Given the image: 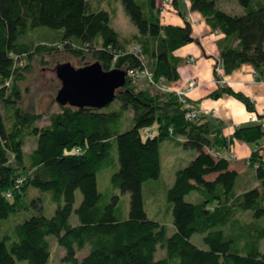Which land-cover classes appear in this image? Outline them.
Wrapping results in <instances>:
<instances>
[{"label": "trees", "instance_id": "1", "mask_svg": "<svg viewBox=\"0 0 264 264\" xmlns=\"http://www.w3.org/2000/svg\"><path fill=\"white\" fill-rule=\"evenodd\" d=\"M188 1L189 8L222 32L216 40L224 73L249 61L264 74V0H237L239 11L221 7L224 0ZM170 2L178 9V0ZM122 4L136 26L142 57L122 44L108 10L87 0H0V219L25 208L28 200L38 209L40 198L31 188L49 192L54 201L49 216L38 210L17 221L11 234L0 235V264L19 258L50 264L51 234L62 249L61 262L70 264H264V112L235 124L229 135L218 119L203 114L187 118L168 81L179 77L181 57L173 50L197 40L189 20L163 21L159 0ZM59 50L83 62L96 59L104 68L142 67L148 60L152 75L147 82L153 89L138 86L125 74L114 91L115 107L58 104L47 112V122L37 125L41 112L20 107L17 81L33 53ZM223 92L254 109L253 100L225 83L210 96ZM27 134L35 135V145L24 156ZM168 139L195 150L187 164L175 169L166 189L175 227L170 234L162 222L146 215L141 193L142 181L159 175V144ZM235 139L256 145L248 166L257 185L241 186L228 159L212 153L223 152ZM112 146L117 166L109 182L129 194L125 215L118 194L102 200L95 184V171L112 162ZM75 189L81 197L73 205ZM190 193L192 198H185ZM72 211L74 222L68 218ZM195 231L203 234L206 247L191 241ZM85 245V254L77 257L75 250ZM158 247L164 248L161 257H155Z\"/></svg>", "mask_w": 264, "mask_h": 264}, {"label": "rangeland", "instance_id": "2", "mask_svg": "<svg viewBox=\"0 0 264 264\" xmlns=\"http://www.w3.org/2000/svg\"><path fill=\"white\" fill-rule=\"evenodd\" d=\"M168 1V0H166ZM171 1V0H169ZM93 7L99 8L103 7L108 10L110 13L109 23L115 28L118 33V37L121 40L122 44L125 45L126 49L131 51V47L138 43L139 40L136 37V26L134 22L131 21L127 12L124 10L122 0H87ZM165 6L169 3L164 4L163 0H159V3ZM220 6L228 11H239L240 6L237 3V0H224L220 2ZM164 8V9H165ZM165 11V10H164ZM146 54L144 55V57ZM191 56V55H190ZM187 57L188 58H190ZM192 57V56H191ZM148 57L143 58V60ZM186 59V60H187ZM20 63L24 64L26 59L24 57H20ZM29 62L28 68L25 69L24 77L19 79L18 86L20 89V98L19 105L21 108H25L32 111L41 112V116L36 119L35 123L37 125L45 124L47 122V112L56 110L57 103L55 102L53 95L58 86V78L55 75V65L58 61L70 60V62L76 66L83 63V60L72 56L71 54H67L62 51H52V52H35L28 59ZM191 58L187 61H190ZM216 61V60H215ZM143 65L147 69L149 73L150 65L149 61H143ZM216 63V62H215ZM146 72V73H148ZM144 73V74H146ZM127 74V73H125ZM142 74V73H140ZM146 76H141L135 79L136 83L140 87H148L151 90L153 87L147 82ZM117 105V101L115 98L111 99L109 103L102 106L104 108H111ZM128 120H125V126H129ZM151 131V129L149 130ZM143 132V131H141ZM35 135L27 134L24 137L23 145H22V153L24 156L26 152L30 150L31 147L35 145ZM160 148V167H159V175L157 177H149L148 179L142 181L141 193L143 198V204L146 211V215L148 217H152L158 220L160 223L162 222L166 227V234H170L174 230V225L172 224V214H170V203L167 199L166 189L171 185L174 178L175 169L187 164L191 157L194 155V149L184 148L181 145H176L171 139L162 140L159 144ZM110 156L111 163L108 166H103L95 171L96 179L95 184L97 186L98 191L102 197V200H107L110 193L118 194L117 204L120 206V211L123 212V215L126 214L128 208V195L127 191L120 192L117 187H113L109 182L110 172L113 171L117 166V161L115 160V150L114 146L110 148ZM236 157V156H235ZM234 159V158H233ZM228 161H232V159H228ZM241 174V173H240ZM209 175V177H211ZM245 176L248 177V173H245ZM249 185L251 183H248ZM29 192H38L39 200V208H35L30 202L27 201V196L25 198V202L27 201V206L25 208H21L17 210L15 213H10L6 215V217L0 219V235L2 234H11L12 226L19 220L28 217L31 213H36L41 211L45 216H49L53 211L54 201L50 197V193L47 191H37L33 188L29 190ZM74 201L73 205H76L80 200V194L77 189L74 190ZM193 196L192 193L185 196V198L191 199ZM30 198V197H29ZM70 222H74L76 220L75 213L72 211L69 214ZM203 234L201 232L195 231L191 234V241L200 245L202 247H206L203 242ZM47 239L50 242V264H70L69 262H61L60 257L63 254L62 249L59 245L54 241L53 234L47 235ZM261 248L264 247V240L261 242ZM87 249V245L84 248L75 250V255L80 257L85 254ZM164 255V248H157L155 252V257H161ZM13 264H27L26 260L23 258L15 259Z\"/></svg>", "mask_w": 264, "mask_h": 264}, {"label": "crops", "instance_id": "3", "mask_svg": "<svg viewBox=\"0 0 264 264\" xmlns=\"http://www.w3.org/2000/svg\"><path fill=\"white\" fill-rule=\"evenodd\" d=\"M168 3L161 19L177 23L182 22V16H184L189 20L192 34L197 38V40L180 44L173 50L176 56L181 57L177 62L179 77L175 81H168L169 87L177 90L187 85L191 79L196 81L188 90L187 97L197 103L199 114L218 119L223 123L224 134L229 135L235 124L249 120V116L256 119L257 114L264 112V74L252 67L249 61L238 64L230 73L223 72L225 84L253 100L252 111L246 108L245 103L227 92L215 97L210 96L211 90L218 85L214 78L213 67L218 58L216 39L222 35V32L211 28L199 10L189 8L188 0H178V9L171 2ZM179 9L183 10V15ZM190 55L192 58L187 61ZM262 70L264 72V66ZM261 121L264 125V119ZM151 128L153 131L156 127L152 125ZM230 145L236 157L229 161V167L241 173L239 184L243 187L257 185L258 180L254 176L253 168L248 166L249 153L256 145L238 139L232 141ZM245 173H248L249 179Z\"/></svg>", "mask_w": 264, "mask_h": 264}, {"label": "water", "instance_id": "4", "mask_svg": "<svg viewBox=\"0 0 264 264\" xmlns=\"http://www.w3.org/2000/svg\"><path fill=\"white\" fill-rule=\"evenodd\" d=\"M60 80L53 98L59 105L96 107L106 105L114 98V91L125 79V68H104L98 60L74 66L70 60L58 61L54 67Z\"/></svg>", "mask_w": 264, "mask_h": 264}, {"label": "built area", "instance_id": "5", "mask_svg": "<svg viewBox=\"0 0 264 264\" xmlns=\"http://www.w3.org/2000/svg\"><path fill=\"white\" fill-rule=\"evenodd\" d=\"M164 4L165 2L168 3L170 2L169 0L166 1V0H163ZM165 6L162 5V2L161 4L159 5V15L162 16L163 12H164V9ZM133 53H136L138 54L140 57L143 56L142 52H141V46L139 43H135L131 49H130ZM190 58H192L190 56ZM190 58H188L187 60H189ZM215 65H214V69L216 71V76H214L216 82L218 85H221V84H224V79H223V68H222V65H221V62L220 60L217 58L216 61H215ZM126 73L128 74V76L131 78V79H137L141 76H146L147 79L149 81H151V75L152 73H149L147 71V69L145 68V66H142V67H135V68H132V67H129V68H126ZM148 72V73H146ZM142 73V74H140ZM146 73V74H144ZM196 83V81H194L193 79L189 80L188 81V84L185 85L184 87L182 88H179L177 90H175V93L178 94V97L180 99V102L182 103V105L184 106L185 108V114H186V117L187 118H194L196 117L199 113V108L198 106L196 105V103H194L193 101H191L190 99L188 100L186 98L187 96V93H188V90L191 89L194 84ZM162 87H166L164 84H161ZM160 85V86H161ZM164 85V86H163ZM249 120H256L258 119V116L256 117V119H253L252 116H249ZM261 119H264V117H262ZM147 134H151V131H146ZM212 153L214 155H219V156H225L227 159H233L235 158V152L232 150L231 148V145L229 144V146L227 148L224 149L223 152L221 151H218V150H213ZM261 154H263L264 156V149L261 150Z\"/></svg>", "mask_w": 264, "mask_h": 264}]
</instances>
